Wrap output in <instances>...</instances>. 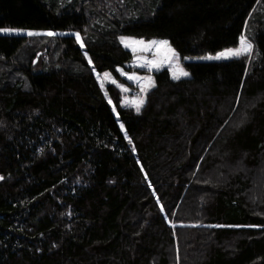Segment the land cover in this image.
<instances>
[{
    "label": "trees",
    "instance_id": "trees-1",
    "mask_svg": "<svg viewBox=\"0 0 264 264\" xmlns=\"http://www.w3.org/2000/svg\"><path fill=\"white\" fill-rule=\"evenodd\" d=\"M0 28L45 32L0 35V264H264V0H0ZM122 36L252 51L137 111L95 76Z\"/></svg>",
    "mask_w": 264,
    "mask_h": 264
},
{
    "label": "rangeland",
    "instance_id": "rangeland-1",
    "mask_svg": "<svg viewBox=\"0 0 264 264\" xmlns=\"http://www.w3.org/2000/svg\"><path fill=\"white\" fill-rule=\"evenodd\" d=\"M40 33L45 32L19 30L14 32H0V35L23 36ZM48 33L49 32H47V34ZM164 41H167V43H163ZM120 42L123 48L131 53V61L126 63L124 68H116L115 75L109 72V75L105 76V73L99 74L95 72V76L101 88L110 84L117 86L122 93L121 104L135 109H137L138 106L140 108L143 105L146 93L155 85L154 75L156 73L167 72L172 80L186 79L189 78L190 73L186 68L185 63L227 60L250 55L252 51L251 47L249 52L241 53L239 56L225 53V55L218 58L217 54L224 52V50H226L224 49L212 54L198 57H186L183 59L166 39L153 38L143 40L129 36H122ZM240 47L241 38L239 39L238 45L227 49H239ZM184 73H187V75ZM109 103L114 116L118 117L117 110L110 101ZM118 123L123 129L122 124L120 122Z\"/></svg>",
    "mask_w": 264,
    "mask_h": 264
},
{
    "label": "snow or ice",
    "instance_id": "snow-or-ice-1",
    "mask_svg": "<svg viewBox=\"0 0 264 264\" xmlns=\"http://www.w3.org/2000/svg\"><path fill=\"white\" fill-rule=\"evenodd\" d=\"M14 31H19L18 29H5V28H0V32H14ZM48 35H52L51 32L48 33ZM77 39L79 40L80 36L79 33L75 34ZM163 43H167V41H164ZM251 43L248 42L246 40L245 37H241V47L239 49H226L224 50V52L222 53H218L217 57L219 58L220 56L225 55V53L230 54V55H235V56H239L241 55V53H246L249 52L251 50ZM85 55L87 56V53H85ZM89 63H91V60L89 61ZM185 75H187V73H184ZM108 73H105V76H108ZM142 102V101H141ZM137 111H139V106L137 107ZM123 127V125H122Z\"/></svg>",
    "mask_w": 264,
    "mask_h": 264
}]
</instances>
